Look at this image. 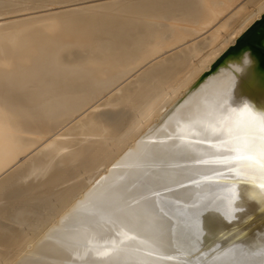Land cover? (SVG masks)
Wrapping results in <instances>:
<instances>
[{"label": "bare ground", "instance_id": "6f19581e", "mask_svg": "<svg viewBox=\"0 0 264 264\" xmlns=\"http://www.w3.org/2000/svg\"><path fill=\"white\" fill-rule=\"evenodd\" d=\"M263 15L0 0V264H264Z\"/></svg>", "mask_w": 264, "mask_h": 264}, {"label": "water", "instance_id": "95a60500", "mask_svg": "<svg viewBox=\"0 0 264 264\" xmlns=\"http://www.w3.org/2000/svg\"><path fill=\"white\" fill-rule=\"evenodd\" d=\"M249 48L253 50L255 53L259 55V65L262 70H264V15L257 20L248 30H246L235 42L233 46H231L220 58L218 64H221L224 60H226L228 57L232 56L233 53L238 52L242 48ZM212 181H220L225 182L222 180H212ZM196 182V181H195ZM199 182V181H197ZM194 184L193 181H190L188 184H185L183 186H190ZM243 184V183H241ZM245 184V183H244ZM264 214V206H259V208L254 212L252 215L246 217L243 221V225H248L251 222L259 221L258 216ZM261 223L264 222V217L260 221ZM239 229L237 227H232L231 229H228L224 232H221L217 235L216 240L209 243L210 246L214 244L217 240L220 238H225L227 234L230 233L231 230ZM247 234L244 233V235Z\"/></svg>", "mask_w": 264, "mask_h": 264}, {"label": "snow or ice", "instance_id": "6c2138e0", "mask_svg": "<svg viewBox=\"0 0 264 264\" xmlns=\"http://www.w3.org/2000/svg\"><path fill=\"white\" fill-rule=\"evenodd\" d=\"M262 120H264V117H262ZM238 159L241 160H252L253 157L251 156H240ZM260 167L262 170H264V151L261 152V162H260ZM262 188H264V184L261 185Z\"/></svg>", "mask_w": 264, "mask_h": 264}, {"label": "rangeland", "instance_id": "374dc122", "mask_svg": "<svg viewBox=\"0 0 264 264\" xmlns=\"http://www.w3.org/2000/svg\"><path fill=\"white\" fill-rule=\"evenodd\" d=\"M186 257L189 258V257H192V256H191V255H190V256H187V255H186Z\"/></svg>", "mask_w": 264, "mask_h": 264}]
</instances>
